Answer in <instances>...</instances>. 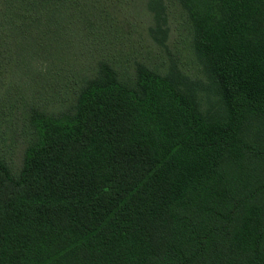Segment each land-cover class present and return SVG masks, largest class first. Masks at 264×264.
<instances>
[{
	"label": "trees",
	"instance_id": "1",
	"mask_svg": "<svg viewBox=\"0 0 264 264\" xmlns=\"http://www.w3.org/2000/svg\"><path fill=\"white\" fill-rule=\"evenodd\" d=\"M134 1L0 0V85L36 91L60 53L87 70L67 109L30 108L17 173L0 150V264H264V0H144L160 45L180 7L204 80L120 61Z\"/></svg>",
	"mask_w": 264,
	"mask_h": 264
},
{
	"label": "rangeland",
	"instance_id": "2",
	"mask_svg": "<svg viewBox=\"0 0 264 264\" xmlns=\"http://www.w3.org/2000/svg\"><path fill=\"white\" fill-rule=\"evenodd\" d=\"M168 7L167 19V39L163 44L156 43L149 34V29L154 27L153 15L146 8L144 0H135L130 5L121 8L120 12L115 13L118 21L117 25L121 26L122 35L124 37L123 46L125 54L120 56V61L130 62L139 61L147 64L149 67L164 72L170 61H175L179 68L188 76L196 80H204L201 65L197 62L192 51L190 28L188 26L186 16L179 6L170 2ZM117 46L116 49H119ZM72 53H60L59 57L62 62L53 70L54 79L51 81L47 75L46 84L42 82L38 88L40 92L35 91V86L27 85L26 78L22 81L15 80L10 86L5 81L0 85V100L4 98L6 90L11 89L15 92V100L13 112L9 115H2L7 122L2 127L0 136V150L2 157L8 164L12 172L17 173L23 162L25 150L30 142V130L25 123V116L31 107H39L47 112H59L67 109L72 104L74 92L78 88L80 79L87 76V70H82L83 66L78 65ZM62 57V58H61ZM83 60L86 59L87 66L91 65L90 55L87 52L78 56ZM80 59V61H81ZM37 70L47 73V64L45 61H39L36 64ZM123 80H127L128 76L133 74V66L123 69L117 68ZM63 76L68 82L65 87L59 78ZM41 79V77H40ZM54 83V84H53ZM26 84V85H25ZM55 86L49 87L50 85ZM55 91L57 93L55 94ZM203 108L206 107V96L201 94Z\"/></svg>",
	"mask_w": 264,
	"mask_h": 264
}]
</instances>
